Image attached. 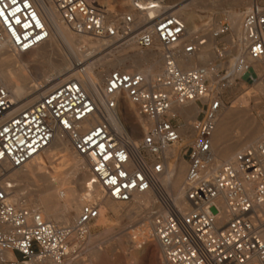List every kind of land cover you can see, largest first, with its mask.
<instances>
[{"label":"built area","instance_id":"built-area-1","mask_svg":"<svg viewBox=\"0 0 264 264\" xmlns=\"http://www.w3.org/2000/svg\"><path fill=\"white\" fill-rule=\"evenodd\" d=\"M49 1L74 33L108 40L115 49L128 42L141 49L158 45L164 65L153 77L111 70L101 100L77 80L68 79L20 105L0 84V252L14 255L0 263L64 260L69 228L44 219L23 199L15 200V182L3 181L6 170L25 165L61 133L85 161L87 184L97 185L104 197L118 202L148 192L164 173L169 150L179 146L180 156L178 152L175 159L186 155L184 197L189 208L180 211L165 202L166 213L155 209L149 218L150 238L158 243L165 264H264V141L216 164L212 136L222 104L218 90L224 87L227 69H216L214 62L183 69L177 61V53L189 56L205 47L208 35L228 34L230 24L219 21L217 30L209 26L206 34L185 40L186 24L176 12L183 0H130L127 12L109 9L98 0ZM241 28L244 55L264 64V2L242 12ZM48 36L33 0H0V51L28 52ZM233 51L234 42L215 47L225 65ZM235 64L264 86V70L255 74L243 56H237ZM223 70L225 75H220ZM125 101L136 106L139 115L154 120L136 146L117 136L105 115L109 110L124 115ZM188 102L201 104V117L191 124L192 140L185 145L176 121L181 116L170 111ZM93 117L98 120L86 126ZM98 215L97 203H85L76 218L77 234L87 235L86 226Z\"/></svg>","mask_w":264,"mask_h":264},{"label":"bare ground","instance_id":"bare-ground-1","mask_svg":"<svg viewBox=\"0 0 264 264\" xmlns=\"http://www.w3.org/2000/svg\"><path fill=\"white\" fill-rule=\"evenodd\" d=\"M183 1L188 2L180 5L176 12L186 24L185 40L192 39L194 34L197 35L199 32H203V34L207 33L209 20L205 22V17L200 14L201 10L205 11L213 8L224 9L226 11L225 20L231 27V34L228 38V42L231 44L234 42V52L231 55L232 58L228 65L221 62L222 67L225 66L227 73L231 76L239 75L244 68L237 67L235 59L237 56H243L245 57V63L251 67V70L255 74H260L262 70H264V64L253 62L244 55L245 42L241 28L242 14L235 11V8L241 5H250L249 7H251L255 2H261L264 0ZM33 2L47 24L49 30L48 39L43 44L28 52L15 53L9 49H3L0 51V84L8 89L12 99L20 105L31 103L42 94L45 88L55 86L68 79L77 80L88 94L95 95L101 100L103 97L102 83L107 76L103 80H101V77L106 68L110 67L117 68L123 66V70L128 72H142L149 77H153L162 72L164 60L162 50L158 45L157 47L160 49L161 53L159 59H157L155 52L152 51L155 48L141 49L133 42H128L117 49L112 48L108 40L92 39L86 35H78L71 31L62 23L59 14L49 0H33ZM117 2L124 6L123 8H129L126 4V0H117ZM109 9L111 8L109 7ZM214 44L215 37L213 34H210L208 35L207 45L195 54L187 56L181 52L177 53L179 66L183 69L194 68L197 65L192 64L193 59L203 64L209 60L215 59L218 63L221 60L217 58L215 53L216 46H214ZM57 46L61 47L62 54H60L59 59L56 61L53 56L57 52ZM145 50L151 51L144 52ZM104 52L106 54L102 55ZM160 53L158 52V54ZM107 55H111L112 57L106 58ZM161 58L163 63L162 67H159L161 68L160 71L155 74L149 73L152 64H158L159 61H161ZM42 60L48 62L49 68L47 70L41 69L37 64ZM127 61L131 63L132 67L129 68L125 65ZM215 68H213L214 71L212 70L210 72L211 75H214ZM48 71L54 72L56 75L49 77L47 76ZM40 76L44 77L43 86L34 84V81ZM251 81L258 88L260 94L264 95V86L261 85L254 75H251ZM25 91H28L29 94H25ZM124 106L126 112L122 116L116 115V113L111 110L106 111L105 115L113 132L121 139H126L133 146H136L139 140L133 141L130 139L128 137L129 132L136 136L145 133L154 123V120L139 115L136 106L127 101L124 102ZM200 110L201 108L196 103L188 102L183 105H174L170 113L172 114L175 113V111H179L188 119L193 120ZM229 115L230 114L225 111L223 107L217 112L216 126L212 136V148L216 164L232 160L236 153L250 147L253 148L259 142L264 141V129H259L254 140H249L251 141L250 145H245L240 150L233 153V155L225 152V149H218L223 141L225 131L229 129ZM97 120V117H93L87 122L86 126L95 123ZM128 127L131 130H128ZM242 129H244V127H242ZM68 141L69 139L66 136L61 133H56L50 144L25 165L4 172L5 176L3 181L15 182L17 186L14 190L13 198L15 200H22L23 194L25 196L29 191H37L39 193L38 203L36 202V204H34L30 201V203L33 204L31 206L26 202V199H23L25 204L38 210L44 219L51 221L56 225H64L68 227L70 230L69 238H72L77 234L78 230L76 229L75 222L80 208L87 202H95L99 206V215L95 219L96 222L92 227L100 226L101 230L98 233V240L110 242L112 245L121 242L124 238H131L135 241L133 235L125 231V229L119 231L113 229V225L109 223L110 219L108 218V220L106 218L107 216L105 217V214H107L105 211L107 209L105 207L106 204L104 205L101 203V197L104 196L102 195L100 188L95 184H87L89 180V172H87L88 169L86 163L73 150L72 146V152H67ZM254 141L257 142L255 143ZM220 150L221 152H219ZM177 152V147H172L169 150L170 157L177 156ZM170 161L171 160L169 159L165 165L164 173L157 178V181L148 192L137 194L132 198V200H135V204L128 209V218L137 213L139 207L143 205H156L162 209L156 210L159 213H166L169 209L165 202H169L170 206L180 211H185L189 208L184 197V181L186 175L183 177V171L180 168V165H177L176 161ZM98 189L102 196H99ZM52 201L59 202V205L50 207L49 209L44 207L48 202L50 203ZM261 216L262 219H264V213H262ZM224 218H226V214ZM66 221L69 222L67 224H61ZM90 226L91 223L86 226L88 236L91 235ZM143 230L144 233L141 230L136 232V235H140V237L144 239V241L138 242L141 244L142 242L144 243L147 241V238L151 239L150 220L148 221V227L145 226ZM154 242V244L147 243L145 251L150 254L153 264H165L161 257L160 247L156 241ZM69 252L70 248L66 245L64 260L58 263L53 259H49V264H68L69 261L74 260V258L68 256ZM91 255L93 258H91L92 260L90 264H108V260L101 252H99V248L92 250ZM10 258H14L12 252H0V260Z\"/></svg>","mask_w":264,"mask_h":264},{"label":"rangeland","instance_id":"rangeland-1","mask_svg":"<svg viewBox=\"0 0 264 264\" xmlns=\"http://www.w3.org/2000/svg\"><path fill=\"white\" fill-rule=\"evenodd\" d=\"M98 1L104 5L109 6L110 8H112L111 6H114L120 12H127L130 10V0H126V4L127 6H129V8H126V7L123 8L124 6L120 5L117 2V0L116 1L115 0H98ZM187 2L188 1L186 2L183 1L180 5H183ZM261 2H264V1H261ZM249 6L250 5H247V6L241 5L235 8V11L237 13L242 14L243 11L250 8ZM200 14L205 17L204 18L205 22L209 20L208 27L211 26L213 31L217 30L219 21H223L226 19V11L224 9H219V8L207 9L205 11L201 10ZM200 33L203 34V32H199L198 34ZM230 34H231V31L228 34L223 35L219 38L215 37L214 46H216L217 44H221V43H224L225 45L226 44L231 45V43L228 42V38ZM56 48H57V52L54 54L53 58L57 61V59H59L60 57V54H62V50L60 46H57ZM146 51H151V50H145L144 52ZM152 51L155 52L157 59H159L160 57L159 55H161L160 49L156 47ZM158 52L160 54H158ZM104 54L106 53L104 52L102 55ZM111 57H112L111 55L110 56L107 55L106 58H111ZM211 61L215 62L216 68H222L221 61L217 63L215 59L209 60L208 62L204 64L193 59L192 64L193 65H207L209 63H212ZM162 63L163 62L161 58V61H159L158 64H155V65L152 64L151 68L149 69V73L155 74L159 72L161 69L159 67H162ZM37 64L43 70H47L49 68V64L48 62H46V60L39 61ZM125 65L129 68L132 67L131 63L128 61L125 63ZM117 68L123 70L122 69L123 66L122 67L119 66ZM113 69L115 68H111V67L106 68L103 76L101 77L102 78L101 80H103L108 75V73ZM225 72L226 71L223 70L219 74L225 75ZM55 75L56 74L54 72H51V71L47 72V76L49 77H53ZM249 76L250 75L246 72H241L239 75H235V76H231L228 74V76L223 81L224 87L218 90L220 99L222 101L221 107H223L225 111H227L230 114L229 120H228L229 129L225 131V134L223 135V141L221 145L218 147V149L219 148H222L223 150L225 149L224 151L229 153L230 155H233V153L240 150L245 145L247 144L250 145V142L254 140V137L257 134L258 130L264 129V95L260 94L258 88L252 83L251 78ZM43 79L44 77L42 76L38 77L34 81V84L35 85L39 84L40 86H43L44 85ZM26 93L29 94L28 91H25V94ZM198 106L201 108V104H199ZM175 114H178L181 116V118L177 117L176 121L179 124H181L179 131L182 135V142H183L182 144H185V145L189 144L192 140L191 124L195 122L196 119L200 118L201 115L197 114L194 117V119L191 120V119H188L183 113L179 111H175ZM242 127H244V129H242ZM129 129L130 128L128 127V130ZM141 134L143 135L144 133H141ZM141 134L136 136L132 134L131 132H129L128 137L132 139L133 141H138L140 137L142 136ZM254 142L256 143L257 141H254ZM67 144H68L67 152H72V148H71L69 141L67 142ZM176 147L179 152V146H176ZM178 152H177V155H178ZM219 152H221V150ZM179 156H180V152H179ZM175 158L176 156L169 157L171 161L174 160L177 162V165H180V168L183 171V177H184V175H186L185 171H187L186 155L181 156L180 160H176ZM98 194L99 196H102L99 189H98ZM38 195L39 193L37 191H29L25 196L23 194V199H26L27 200L26 202H28V204L32 206L33 204L31 203H34V204H36V202L38 203V199H39ZM101 198H102L101 203L104 205L106 204L105 205L106 209L107 210L109 209L108 212L107 210L105 211L107 213L105 214V217L107 216L106 218L110 219L108 220H109V223L113 225V229L115 231L125 229V231L133 235V239H135V241L132 240L131 238H128V239L124 238L121 242H119L120 244L117 243L118 245L117 244L112 245L110 242H103V240H98L99 238L98 233L100 232L101 229H100V226L92 227V225H94L96 222L94 220V222H92L90 226L91 235L88 236L85 234L78 233L74 237L68 240L67 246L68 248H70V252L68 256L71 258H74V260L69 261L68 264H90L92 260L91 258H93L91 255V251L97 248H99V252H101L105 256V258L108 260V264H153L150 254L147 251H145V246L147 243L154 244L155 242L147 238V241H145L144 243L143 242L142 244L138 243L139 241H144V239H142L140 235H136V232L141 230L144 233L143 229L145 226L148 227V221H149L151 212L154 211L155 209L156 210H159V209L162 210V209L156 205L154 206L143 205L139 207L137 213L131 215V217L128 218L127 211H129L128 209L133 207V205L135 204V200L125 203V202L114 201L106 197H101ZM58 205H59V202L52 201L50 203L48 202L44 207L49 209L50 207H54ZM68 222L69 221H66L61 224H67ZM159 256H160V250H159Z\"/></svg>","mask_w":264,"mask_h":264}]
</instances>
